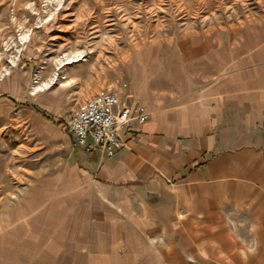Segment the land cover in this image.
I'll return each mask as SVG.
<instances>
[{
	"label": "crops",
	"instance_id": "obj_1",
	"mask_svg": "<svg viewBox=\"0 0 264 264\" xmlns=\"http://www.w3.org/2000/svg\"><path fill=\"white\" fill-rule=\"evenodd\" d=\"M217 35L201 52L135 60L127 98L108 89L120 105L149 111L122 127L112 155L76 145L64 125L80 161L64 163L40 202L72 204L89 221L72 241L74 264H164L157 249L174 243L170 232L186 220L212 223L228 205L249 211L259 246L235 261L264 264V16ZM26 200L35 204L30 190ZM63 210L36 226L1 213L0 264H51L65 244Z\"/></svg>",
	"mask_w": 264,
	"mask_h": 264
},
{
	"label": "rangeland",
	"instance_id": "obj_2",
	"mask_svg": "<svg viewBox=\"0 0 264 264\" xmlns=\"http://www.w3.org/2000/svg\"><path fill=\"white\" fill-rule=\"evenodd\" d=\"M263 16L264 0H0V215L36 226L47 214L53 225L63 207L65 244L50 262L74 264L72 241L89 221L74 217L72 204H43L40 196L52 192L64 163L80 161L64 128L77 104L108 89L127 98L135 60L201 52L219 29ZM66 57L73 61L57 68ZM55 72L51 85L31 93L35 81ZM29 190L34 205L26 200ZM251 224L248 210L242 215L228 205L212 223L181 222L170 232L174 243L157 250L164 264L248 261L259 247Z\"/></svg>",
	"mask_w": 264,
	"mask_h": 264
},
{
	"label": "built area",
	"instance_id": "obj_3",
	"mask_svg": "<svg viewBox=\"0 0 264 264\" xmlns=\"http://www.w3.org/2000/svg\"><path fill=\"white\" fill-rule=\"evenodd\" d=\"M148 118L149 111L143 105H120L115 92L104 90L79 102L65 126L76 145L112 155L123 145L122 127L133 119L143 123Z\"/></svg>",
	"mask_w": 264,
	"mask_h": 264
},
{
	"label": "bare ground",
	"instance_id": "obj_4",
	"mask_svg": "<svg viewBox=\"0 0 264 264\" xmlns=\"http://www.w3.org/2000/svg\"><path fill=\"white\" fill-rule=\"evenodd\" d=\"M25 37H26V33L22 34V35H21V40H23ZM79 54H80L79 52H75V53L73 54V56H74L75 58H76L77 56L80 57ZM79 57H78L77 59H79ZM71 61H73V60L71 59V57H66V61H64V60H59V61H57V62H58V63H57V68L62 67V66L65 64V62L70 63ZM62 78H66V76H63ZM36 79H37V78H36ZM56 79H57V73L55 72V73H53L51 76H49V77H48L46 80H44V81H41V82L35 81V84H34V86H33V88H32L31 93H35V92H38V91H44V90H45L49 85H51ZM70 82H71L70 79L65 80V81L61 82L60 86H61V85H62V86L68 85Z\"/></svg>",
	"mask_w": 264,
	"mask_h": 264
}]
</instances>
